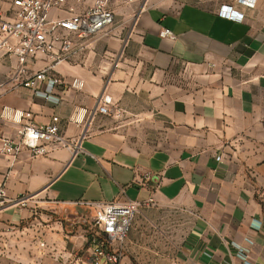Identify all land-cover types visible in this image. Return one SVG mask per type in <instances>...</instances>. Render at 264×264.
<instances>
[{
	"label": "crops",
	"instance_id": "0c3cea01",
	"mask_svg": "<svg viewBox=\"0 0 264 264\" xmlns=\"http://www.w3.org/2000/svg\"><path fill=\"white\" fill-rule=\"evenodd\" d=\"M94 1L68 0L52 19ZM12 2L0 0V16L13 18ZM113 11L114 25L55 69L68 83L82 81L81 90L54 89L46 100L48 85L34 92L10 83L18 61L0 58V136L16 137L27 121L13 116L22 112L37 126L57 117L62 135L82 138L76 155L0 156L8 196L0 264H63L56 252L88 264L94 209L78 203L151 199L121 264H264V0L255 9L235 0H135ZM46 65L40 58L29 70ZM103 96L121 116L96 112ZM81 110L88 113L70 122Z\"/></svg>",
	"mask_w": 264,
	"mask_h": 264
},
{
	"label": "built area",
	"instance_id": "2783aa9c",
	"mask_svg": "<svg viewBox=\"0 0 264 264\" xmlns=\"http://www.w3.org/2000/svg\"><path fill=\"white\" fill-rule=\"evenodd\" d=\"M68 0H13L12 19L0 16V58H15L18 64L11 73L10 83L40 91L44 86L50 88L45 93V99L50 100L54 89H83L84 83L75 80L68 83L55 73V69L83 54L90 42L100 36L106 29L114 25L115 15L113 5L130 4L135 0H95L93 5L82 14L73 15L66 19H52L53 11L63 7ZM237 4L255 9L258 0H235ZM162 38L175 39L169 30L161 32ZM43 58L47 65L37 71L29 70V66ZM3 111L1 117L7 114ZM100 115L119 117L121 109L115 107L109 96L100 98L96 109ZM95 112V113H96ZM86 110L77 112L70 122L81 121ZM9 118V117H8ZM31 113L15 112L13 119L22 124L16 137L0 136V156L17 159L23 151H29L32 159L45 157L50 153L67 149L73 154L81 152L82 138L68 139L62 135L59 118L45 126H37L32 122ZM222 158L219 157L220 161ZM28 199H18L16 205H26ZM8 203L7 191L0 187V207ZM153 199L147 202H119L110 203H78L84 207L94 209L87 235L88 264H121L126 253V241L134 225V221L141 211L154 205ZM36 209L33 214H36ZM40 248H46V243L40 241ZM54 259L63 264H77L81 257L73 253H54ZM83 264V263H82Z\"/></svg>",
	"mask_w": 264,
	"mask_h": 264
},
{
	"label": "rangeland",
	"instance_id": "374dc122",
	"mask_svg": "<svg viewBox=\"0 0 264 264\" xmlns=\"http://www.w3.org/2000/svg\"><path fill=\"white\" fill-rule=\"evenodd\" d=\"M88 220H89V222H91V220H92V217H91V218H88Z\"/></svg>",
	"mask_w": 264,
	"mask_h": 264
}]
</instances>
